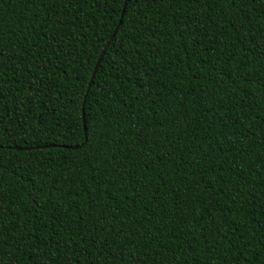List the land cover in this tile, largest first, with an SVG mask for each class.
<instances>
[{
    "label": "trees",
    "instance_id": "16d2710c",
    "mask_svg": "<svg viewBox=\"0 0 264 264\" xmlns=\"http://www.w3.org/2000/svg\"><path fill=\"white\" fill-rule=\"evenodd\" d=\"M124 1L0 0V264H264V0H127L82 106Z\"/></svg>",
    "mask_w": 264,
    "mask_h": 264
},
{
    "label": "water",
    "instance_id": "95a60500",
    "mask_svg": "<svg viewBox=\"0 0 264 264\" xmlns=\"http://www.w3.org/2000/svg\"><path fill=\"white\" fill-rule=\"evenodd\" d=\"M126 1H127V0L124 1V5H123V8H122L121 16H120V19L118 20V23H117L116 27L114 28V30H113L112 34L110 35L109 39L106 41V43H105V45H104L102 51L100 52V55L98 56V58H97V60H96V63H95L94 69H93V71H92V73H91V77H90V80H89L88 85H87V88H86V92H85V95H84V100H83L82 106L84 105V102H85V98H86L87 92H88V90H89V88H90L91 82H92L93 77H94V75H95V72H96V70H97V68H98V66H99V63H100V61H101V58H102V56L105 54V52H106V50H107V47H108L110 41H111L112 38L114 37V35H115V33H116V31H117V29H118L120 23H121V18H122L123 11H124V8H125V5H126ZM82 110H83V108H82ZM82 117H83V114H82ZM82 122H83V129L85 130L84 117H83V119H82ZM54 145H55V144H52V145H42V146H37V147H48V146H54ZM63 146H64V147H67V148H72V149L77 148V146H75V145H74V146H66V145H63ZM16 148H17V149H29V148H31V147H25V148L16 147ZM34 148H35V147H34Z\"/></svg>",
    "mask_w": 264,
    "mask_h": 264
}]
</instances>
